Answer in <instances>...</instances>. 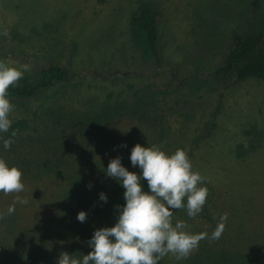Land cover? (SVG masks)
<instances>
[{"label": "rangeland", "instance_id": "374dc122", "mask_svg": "<svg viewBox=\"0 0 264 264\" xmlns=\"http://www.w3.org/2000/svg\"><path fill=\"white\" fill-rule=\"evenodd\" d=\"M143 5L159 12L163 67L131 25ZM263 27L264 0H0V60L29 65L23 78L33 86L53 64L70 75L10 100L12 124L27 126L8 149L3 139L11 136L0 133V158L21 170L24 190L0 192V213L16 195L27 203L0 218V242L30 236L36 257L5 264H56L61 252L91 251L94 229L113 226L125 203L124 189L102 170L119 156L139 174L129 159L137 143L183 149L208 189L197 216L184 208L172 215L173 224L208 237L186 259L168 253L161 264H264V80L232 85L218 108L215 77L233 36ZM225 213L223 234L212 240Z\"/></svg>", "mask_w": 264, "mask_h": 264}, {"label": "clouds", "instance_id": "9594fccd", "mask_svg": "<svg viewBox=\"0 0 264 264\" xmlns=\"http://www.w3.org/2000/svg\"><path fill=\"white\" fill-rule=\"evenodd\" d=\"M29 70L27 64L15 67L0 60V133L9 132L12 125L10 116L14 105L10 102L8 89L15 87ZM15 135L13 130L11 137ZM11 137L3 139L4 149L14 142ZM129 159L133 167L140 169L139 174L123 166L119 156L111 159L107 168L102 170L124 189L125 203L116 206L118 216L114 225L94 229L88 240L91 251L86 255L76 258L61 252L56 264H158L168 253L174 254L178 260L186 259L199 242L208 237L206 232L187 231L184 221L172 222L176 209L184 208L188 217L197 216L208 195L204 177L193 170L183 149L167 153L159 145L145 147L137 143L131 149ZM143 180L147 181L148 191L144 190ZM23 190L21 170L0 158V192L19 194ZM99 199L107 202V195L101 192ZM17 203L23 205L27 200L16 195L6 213H0V218L11 215ZM86 218L85 211L77 213L79 222H85ZM226 219V213L220 217L211 232L212 240L221 237Z\"/></svg>", "mask_w": 264, "mask_h": 264}, {"label": "trees", "instance_id": "16d2710c", "mask_svg": "<svg viewBox=\"0 0 264 264\" xmlns=\"http://www.w3.org/2000/svg\"><path fill=\"white\" fill-rule=\"evenodd\" d=\"M159 12L155 6L143 5L136 14L131 25L141 33L142 42L148 57L155 63L156 67H163V59L159 45L158 29ZM70 77L69 72L56 64L51 65L44 71L42 83L33 86L25 78H21L15 87L8 89L9 99L27 98L35 95L39 85H48L52 82L66 81ZM216 79L221 82L223 91L220 94V108L225 91L234 84L246 79L264 80V27L254 33L241 35L236 33L233 36L231 49L224 58L221 65L215 70ZM27 126V121L20 120L13 123L9 129V134L15 130L16 135L11 137L18 139L20 132ZM62 222L64 226L70 228V195L64 202ZM40 238L37 239V242ZM32 237H26L13 242H0V264H5L13 259L33 260L36 254L31 251L30 243ZM161 264V260L158 262Z\"/></svg>", "mask_w": 264, "mask_h": 264}]
</instances>
